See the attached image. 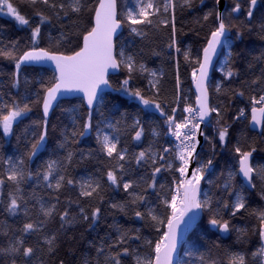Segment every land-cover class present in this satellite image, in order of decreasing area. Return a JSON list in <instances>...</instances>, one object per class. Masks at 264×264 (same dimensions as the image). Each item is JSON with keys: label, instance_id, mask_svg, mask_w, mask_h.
<instances>
[{"label": "snow or ice", "instance_id": "1", "mask_svg": "<svg viewBox=\"0 0 264 264\" xmlns=\"http://www.w3.org/2000/svg\"><path fill=\"white\" fill-rule=\"evenodd\" d=\"M199 2L196 23L209 27L194 54L177 37L184 34L177 10L181 17L194 10V0H0V13L28 31L22 45L4 43L0 30V59L14 65L0 75L16 90L7 98L0 92V147L16 140L0 157V264H264V207L251 211L260 241L254 249L246 246L247 230L231 223L249 212L254 195L264 201V155L235 127L258 130L264 139V0ZM165 29L166 48L157 52L152 35ZM246 34L260 45L246 43ZM149 54L171 62L170 77L163 67H148ZM180 55L191 67L192 102L182 88ZM216 71L220 80L210 79ZM121 97L146 118L129 116ZM65 100L68 123L50 148L49 117ZM34 108L39 120H31ZM146 125L165 143L154 139L130 155L122 137L142 143ZM93 133L97 148L80 150L76 159L72 145ZM85 161L92 167L73 176V166ZM132 161L143 174L126 167ZM28 183L47 195L26 193ZM109 189L127 198L106 200ZM106 211L141 226L114 222L100 236ZM79 226L90 239L76 234ZM233 233V244H225Z\"/></svg>", "mask_w": 264, "mask_h": 264}, {"label": "trees", "instance_id": "2", "mask_svg": "<svg viewBox=\"0 0 264 264\" xmlns=\"http://www.w3.org/2000/svg\"><path fill=\"white\" fill-rule=\"evenodd\" d=\"M14 4L18 2V0H12ZM231 2H236V0H231ZM205 3L207 4L208 7H211L212 5V0H205ZM195 4V9L192 11H186L183 16L181 17L179 13V9L177 10V28L179 29L181 27V20L183 21V36L181 37V33H177L178 38H182L184 41V47L191 46L193 53L195 54L196 50L200 48L203 44V38L205 33L207 32V29L209 27V24H204L203 28H200L199 25L196 23L197 17L202 15V12L200 11L201 5L199 0H194ZM204 11H207V8H204ZM203 23V22H201ZM0 30H3L4 36L3 40L4 43H7L9 40H16L20 39L21 44L26 43V39L28 36V31L25 27L19 26L16 24L12 18H10L8 15H4L0 13ZM199 32V35H196V33ZM53 35H57V33H53ZM168 31L162 30L158 34H153L152 35V45L151 47L159 52L162 49L166 48V43H167V38H168ZM125 36H127V30H125ZM245 41L246 43H254L255 46L260 45V41L258 37L253 34L252 36H245ZM129 42H131V38H129ZM137 44H139V41H137ZM142 46V45H141ZM148 49L146 48V52ZM180 60V78L182 80V88L187 92L189 102L194 101L195 99V93L192 88V82H191V67L186 64V62L183 60V56H179ZM145 63H147L149 68H160L163 67L166 72L169 74V77L171 76L172 73V64L167 60L166 57H159V56H153L149 54L146 59ZM14 65L11 61L5 60V59H0V69L3 70L4 74L10 73L13 71ZM23 68V66H22ZM51 69L49 68L48 72L46 73L47 76H51ZM27 75L29 78H31V69H29L27 72L22 73V85H21V93L23 92V76ZM119 74H116L112 77L113 80L117 78ZM169 77H166V83H165V88L168 89L169 95L171 94V88H172V83ZM221 73L219 71H216L215 73H212L211 79L214 80H220ZM0 80H3L5 83V86L0 87V92H4L6 94L7 98V93H11V95H16V90L10 88V82L7 79L6 75H0ZM236 86V85H233ZM210 91V97L212 100H216L217 97L213 93V89L210 86L209 88ZM121 101L124 104V109L127 110L129 113V116L132 114H139L141 117H145V114L142 112L138 113V104L136 102L130 101L125 97L120 98ZM219 99H223V96L221 95ZM72 103L73 104H78L79 101L76 100L75 98H72ZM239 103V102H236ZM70 105L68 104L67 100L63 101L61 104V107L55 109V114L51 115L49 117L50 123H49V147L53 148L55 147V144L57 142V138L59 136V128L62 126V124H67L68 119L66 115H64L61 112V108H67ZM243 106V105H240ZM235 109H233L234 111ZM84 109H81V115L84 114ZM146 118V117H145ZM31 120H39V109L34 108L33 113L31 114ZM30 121L25 120V124H28ZM129 123H131V120H129ZM53 125L56 126V131L55 133L53 132ZM238 129L243 130V135L245 139L247 140L248 143H254V146L257 148V151L261 153V155H264V139H262L257 131H251L248 128H246L244 125H236ZM160 131L163 133V129H160ZM207 133L211 136L214 135V130L213 129H207ZM156 140L157 144H163L165 143V137L163 134L159 138H154L151 134L150 131H148V126L146 125V131L143 137V142L142 143H137L131 140L130 135L122 137V140L127 141V147L129 149V154L134 152H138L141 148H146L150 142L153 140ZM205 143V142H204ZM16 145V140L15 138H10V143L4 142L3 147H0V157H3L7 154H10L12 150L14 149ZM22 145H21V150H22ZM72 148L74 151L77 152V157L76 159H79V151L83 150L85 153L88 150H95L97 148L96 142H95V135L94 133L90 137H85L80 141L78 144L72 145ZM210 146L206 145V150H209ZM59 155H63V151L59 152ZM254 157L257 161H259V157L255 156ZM217 159H220L219 155V150H217ZM39 163V161H35L29 165V167L35 168L36 165ZM94 163V162H92ZM85 166L88 168L92 167V164L85 161L82 164L79 165H74L73 168L74 170L72 171L73 176L77 175H84L85 174ZM126 167H130L133 172H137V166L135 165V162L132 161L130 164H126ZM219 172V169H218ZM137 174H143V170L140 169ZM240 177H237V182H240ZM25 192L28 194H31L32 191H35L39 195H47V190L43 188L42 185L36 186L34 183H28L25 184ZM109 198H114L115 200L119 201L121 199H126V195L123 191L120 192H113L111 189L108 190V193L105 197L106 200ZM63 199V197H62ZM251 209L249 212L245 213L243 216H241L239 213H237L236 218L232 219L231 223L237 227H241L247 230V247L250 249H254L256 246L259 245V237L256 234V227L258 225V220L251 215V211L253 209H257L260 207H264V201L260 200V197L258 195H254L251 198ZM225 218H227V214H225ZM0 219H4V217L0 216ZM11 222V221H10ZM114 222L123 225L125 228L128 227H140V223L134 222L131 219L125 217L123 214L115 212V211H106L104 216L102 217L99 226H98V233L100 236H103L109 229L108 226L113 224ZM76 234L80 235L83 234V237L85 240L90 239L91 237L89 236V233L84 230L83 226H79L76 229ZM93 236L96 235L95 233L92 234ZM214 238V237H213ZM236 236L235 233L232 234L231 238H225L224 243L225 244H233L235 241Z\"/></svg>", "mask_w": 264, "mask_h": 264}, {"label": "water", "instance_id": "3", "mask_svg": "<svg viewBox=\"0 0 264 264\" xmlns=\"http://www.w3.org/2000/svg\"><path fill=\"white\" fill-rule=\"evenodd\" d=\"M222 2H223V0H222ZM50 69H51V67H49ZM211 77H212V73H210V79H211ZM192 88H193V91H194V93H195V85H194V83H192ZM72 99V98H71ZM51 116V115H50ZM202 128H203V125L201 126ZM257 132H258V130H257ZM201 142H202V144L204 143V140H203V137H201ZM241 179V178H240Z\"/></svg>", "mask_w": 264, "mask_h": 264}, {"label": "rangeland", "instance_id": "4", "mask_svg": "<svg viewBox=\"0 0 264 264\" xmlns=\"http://www.w3.org/2000/svg\"><path fill=\"white\" fill-rule=\"evenodd\" d=\"M1 14L7 15V12H6V10H5L3 13H1Z\"/></svg>", "mask_w": 264, "mask_h": 264}]
</instances>
